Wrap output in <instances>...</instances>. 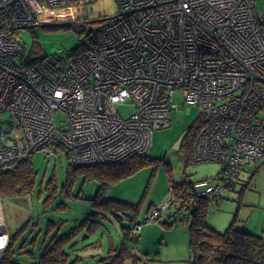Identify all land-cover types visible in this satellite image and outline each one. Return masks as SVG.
<instances>
[{
  "label": "built area",
  "instance_id": "2783aa9c",
  "mask_svg": "<svg viewBox=\"0 0 264 264\" xmlns=\"http://www.w3.org/2000/svg\"><path fill=\"white\" fill-rule=\"evenodd\" d=\"M90 1L0 0V178L37 152L63 154L79 167L145 156L154 132L171 127L176 92L205 121L195 162L223 167L219 180L194 184L197 197L220 196L246 165L264 162V23L256 0H117L93 50L27 65L20 33L60 23L44 21L43 9ZM125 105L135 107L126 118L118 110ZM174 202L171 190L134 224L133 236L164 221ZM9 242L1 229L0 261Z\"/></svg>",
  "mask_w": 264,
  "mask_h": 264
},
{
  "label": "rangeland",
  "instance_id": "374dc122",
  "mask_svg": "<svg viewBox=\"0 0 264 264\" xmlns=\"http://www.w3.org/2000/svg\"><path fill=\"white\" fill-rule=\"evenodd\" d=\"M256 3L258 11L264 12V0H256ZM117 11V0H92L86 2L80 9L74 7L54 9V11L43 9V20L53 22L59 19L60 23L55 25H60L61 27L57 29L40 27L34 31H22L20 35L25 48L24 53H26L25 55L29 54L35 33L40 44V54L42 56L44 52L49 57L67 58L75 47L82 42H86L83 34L78 33L80 28L78 26L84 25L88 30L98 29L101 25V20L114 16ZM66 24L70 28L65 27L64 25ZM174 103L176 104V109L172 112L171 127L154 132L153 143L149 152L150 157L161 161L152 163L135 175L112 184L107 190H103L101 194L102 200L108 192L110 199L139 204L138 208H136L137 213H140L139 221L145 219L146 212L151 206L156 208L164 203L169 192V176L177 183H180L185 178L192 182H197L217 177L222 169V166L216 162L192 163L186 166L179 153L180 142L190 125L198 117L200 111L195 105L183 103V95L180 92L175 93ZM118 110L126 118L135 111V107L134 105L119 106ZM32 162L36 171L35 189L31 195H27L29 198L27 200H29L34 220L27 231L33 232L34 237L30 238V242L34 238L37 240L35 244L34 242H29V246L27 243L28 248H32L33 245L35 255L38 257L43 250L44 244L54 236L64 235L70 229L83 222L90 214L99 212L101 223L95 224L89 231H83V234H80L74 241L73 249H77L75 255L79 254L83 257L77 264H100L98 261L109 254L111 247L118 248L121 246L123 242L122 226H133L131 218L123 211L115 214V211L104 210L102 207L88 201L98 183L85 181L80 174L73 175L72 179L63 188L67 179V168L70 167V170L72 168H81L73 165L74 163L72 164L65 155L60 154V157L55 160L46 157L42 152H37L32 156ZM252 166L254 167V165ZM245 167L247 168V165ZM245 170L243 175L248 178L250 173L245 172ZM51 178L54 179L57 185L58 198L55 201V198L51 195L47 203H45L47 195L46 185ZM218 183L220 181L215 182V184ZM254 183V186L257 185L258 189L247 191L241 199L257 196H261L264 199V168L259 171ZM50 186H52V183ZM240 189L241 185H237L232 190L223 191L221 196H209L211 201L207 222L215 230L225 232L236 216L242 217L244 210L243 208H238ZM159 194L162 196L160 197ZM4 201L6 204L5 216L9 223L12 224L15 221L14 205L9 199H4ZM16 207H18L19 211L23 210L19 206ZM172 208L168 210V214L173 210ZM23 217H27V214H24ZM48 221L58 223L57 229L53 233L51 231L49 233L46 232ZM161 221L143 226V239L141 237L137 245L140 255L147 254L146 261L143 260V262L145 263L149 259L147 264H190L189 236L186 235V239L175 240V235L169 233L171 230L168 231L161 224ZM37 224L40 226L38 230L34 231V225ZM95 233L96 235H94ZM87 234L88 238H84ZM22 241L23 239L21 238L17 246ZM128 247L133 249L136 246L133 242H129ZM26 263L32 264L31 260H27Z\"/></svg>",
  "mask_w": 264,
  "mask_h": 264
},
{
  "label": "trees",
  "instance_id": "16d2710c",
  "mask_svg": "<svg viewBox=\"0 0 264 264\" xmlns=\"http://www.w3.org/2000/svg\"><path fill=\"white\" fill-rule=\"evenodd\" d=\"M104 21L105 20L100 21L101 25L98 29L88 30L84 25L78 26L80 27L78 33L83 34L86 42H82L75 47L72 52H70V56L93 50L95 48L97 34L104 27ZM64 26L70 28L67 24ZM60 27V25L43 26V28L50 29H57ZM22 46L23 54L27 58H25L27 60V65L44 62L49 57L45 55L44 52L43 56L40 54V44L35 33L29 54L25 55L24 45L22 44ZM53 58L61 61L64 60L63 58ZM204 124L205 121H203L200 115H198L180 142L179 153L186 166L196 163L195 141L200 130L204 127ZM158 161L161 160L152 158L147 154L145 156L134 157L122 164H98L91 167H81L80 169L72 168V170L68 167L67 179L63 188H65L68 182L72 179L73 175L77 174L82 175L85 181L98 183L94 194L88 199V201L93 202L96 206L102 207L104 210L110 212L115 211V214H118L120 211L125 212V214L131 218V223H133L132 225L134 226L135 223L140 222L138 220L139 213L136 211L139 204H131L121 200L110 199L109 197L103 201L101 199V194L103 193V190H107L112 184L127 179L135 175L144 167ZM257 164L259 165V163ZM222 170L223 167L217 177H215L218 180L221 178ZM256 172L257 169L253 174ZM35 179L36 171L33 167L31 155L21 162L13 171L4 174L0 178V196L14 198L31 195L35 189ZM168 179L169 191L172 190L175 196V203L172 208V211H175L173 213L171 211L167 215V218L164 221H161V224L167 228L174 227L175 225L188 226L189 248L191 251L190 264H264V239L261 235L254 234L245 228L237 226L236 219L225 232L215 230L207 222V214L211 201L209 196L202 198L197 197L193 191L196 182H192L187 178L180 183L174 182L170 176ZM249 182L250 178L245 181L242 173L238 182L235 185L228 187L226 190H232L237 185H241L239 198H242L244 191L249 187ZM51 183L52 186H50ZM219 185L221 186L220 183ZM46 190L47 195L45 203H47L51 195L56 201L58 198V192L57 185L53 178L48 181ZM151 209L152 206L146 213ZM89 216L64 235H57L50 239L44 244L43 250L38 257H36L34 250L25 249V244L27 243L25 240L17 246L21 235L24 233V229L19 230L14 235L10 236L9 246L3 253L0 264H27L25 263L27 259L31 260L32 264H77L83 259V257L79 254L75 255L77 249H73L75 245L74 241L80 234H83V231H89L95 224L101 223L99 212H94ZM57 225L58 223L56 222L48 221L46 232L49 233V231H51V233H53L57 229ZM133 226H122L123 242L121 246L118 248L111 247L109 254L106 257L101 258L98 263L127 264L129 262V264H147L149 259L147 262H143L147 254H144L145 258L139 257L134 253L133 249L128 247L129 242L136 244L139 239V235L133 236L132 234ZM96 233L94 235H96ZM84 238H88V234L85 235ZM24 255H31V257L25 258L23 257Z\"/></svg>",
  "mask_w": 264,
  "mask_h": 264
},
{
  "label": "crops",
  "instance_id": "0c3cea01",
  "mask_svg": "<svg viewBox=\"0 0 264 264\" xmlns=\"http://www.w3.org/2000/svg\"><path fill=\"white\" fill-rule=\"evenodd\" d=\"M258 14L264 21V12L258 11ZM175 107H176V104H175ZM245 168H244V170H245ZM262 168H264V162L262 164L259 163V165L256 164V165H254V167L252 165L247 166L245 172L250 173V176L248 178L246 176H244V179L246 181V180H249V178H250V182L248 184L249 187L244 191V193H246L247 191H253V189H255V190L258 189L257 185L254 186V184H255L254 179L257 176V174H259V171ZM256 169H257V172L255 174H253V172ZM94 192H95V190L93 191L92 195L94 194ZM159 196L161 197L162 195L159 194ZM4 199H9L11 201V203L14 205L13 211H14L15 221L12 224L9 223V221L7 220V218L5 216L6 215V213H5L6 204H5ZM27 199H29L28 196H26V197H14V198H6V197L0 196V230L2 229V231L7 232V234L9 235V238H10V236L14 235L16 232H18L19 230H22V228H24V231H23L24 233H23V235H21L20 239L22 238L23 240H25L29 246L30 238H32L34 236H33L32 231L28 232L27 230H29V227L31 226V222L34 220V216L32 213V209L30 210L31 206H30L29 200H27ZM238 203H239L238 208H243L244 211H243L242 217L236 216V218H235L237 221L236 222L237 226L245 228L254 234L261 235L264 239V199L261 198V196H257L254 198L248 197L247 199L239 198ZM16 206H19L23 210L19 211L18 207H16ZM24 214H27V217L24 218L23 217ZM139 214H138V218H140ZM39 226H40L39 224L34 225V231L38 230ZM166 229H168V231L171 230L169 233H173L175 235V238H174L175 240H182V238L186 239V235L189 236L187 225H181V226L175 225L174 227H170V228L166 227ZM31 232H32V234H31ZM26 233H28V234H26ZM142 234H143V228L139 234V239H138L137 243L135 244L136 247L133 248V251L137 256L145 258L144 254L140 255L139 250H137V248H138L137 245L140 242L141 237L143 239ZM36 240L37 239L34 238L30 243L34 242V244H35ZM27 243L25 244L26 245L25 249L26 250H29V249L33 250L34 246L32 245V248H28ZM23 257L28 258V257H31V255H24ZM25 263H26V261H25Z\"/></svg>",
  "mask_w": 264,
  "mask_h": 264
}]
</instances>
